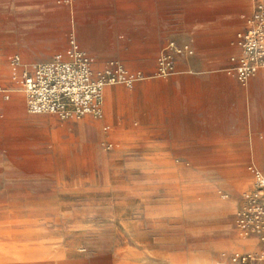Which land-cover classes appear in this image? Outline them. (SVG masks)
I'll list each match as a JSON object with an SVG mask.
<instances>
[{"label":"crops","instance_id":"0c3cea01","mask_svg":"<svg viewBox=\"0 0 264 264\" xmlns=\"http://www.w3.org/2000/svg\"><path fill=\"white\" fill-rule=\"evenodd\" d=\"M253 3L0 0L1 194L37 182L51 195L83 196L62 210L85 212L76 228L90 238L116 235L120 224L103 218L128 196L147 212V232L161 238L166 213L209 192L227 199L201 204L224 228L219 215L241 204L244 181L252 187L247 166L264 172V68L244 85L227 73ZM70 34L97 66L118 60L145 78L105 87L100 118L30 114L10 59L51 61L66 53ZM170 41L193 53L175 55V72L160 77L157 57Z\"/></svg>","mask_w":264,"mask_h":264},{"label":"rangeland","instance_id":"374dc122","mask_svg":"<svg viewBox=\"0 0 264 264\" xmlns=\"http://www.w3.org/2000/svg\"><path fill=\"white\" fill-rule=\"evenodd\" d=\"M248 187L246 180L238 207L219 215L222 229H215L217 214L201 205L227 200L220 195L185 196L180 209L158 222L164 226L161 238L147 232V212L136 211L133 198L119 196L117 210L103 218L120 224L116 235L90 238L76 228L85 212L62 210L70 203L77 208L83 196L51 195L37 182H26L20 192L11 186L9 196L0 192V264H238L234 255H259L264 248V200L256 206L246 202ZM241 243L251 248H240Z\"/></svg>","mask_w":264,"mask_h":264},{"label":"built area","instance_id":"2783aa9c","mask_svg":"<svg viewBox=\"0 0 264 264\" xmlns=\"http://www.w3.org/2000/svg\"><path fill=\"white\" fill-rule=\"evenodd\" d=\"M240 54L230 59L233 66L227 73L241 84L264 68V0H254L244 28L236 33ZM69 48L64 55L51 61L22 63L15 55L11 57L10 79L23 92L27 112L49 114L61 120L81 119L86 115L102 116L103 90L107 86L122 84L130 87L145 78L140 72H130L118 60H108L97 66L95 59L69 35ZM193 53L186 45L170 41L156 61V75L166 77L175 72L174 56ZM252 175V187L243 194L244 200L256 206L264 200V172L255 164L247 166ZM264 258V248L259 255L239 256L238 264H258Z\"/></svg>","mask_w":264,"mask_h":264},{"label":"bare ground","instance_id":"6f19581e","mask_svg":"<svg viewBox=\"0 0 264 264\" xmlns=\"http://www.w3.org/2000/svg\"><path fill=\"white\" fill-rule=\"evenodd\" d=\"M239 256H241V255L236 254V255H234L233 259L235 260V259L239 258Z\"/></svg>","mask_w":264,"mask_h":264}]
</instances>
